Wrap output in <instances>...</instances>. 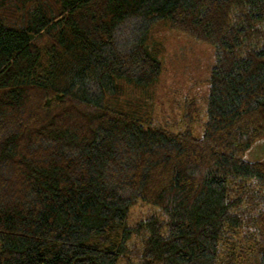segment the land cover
Masks as SVG:
<instances>
[{"label":"trees","instance_id":"obj_1","mask_svg":"<svg viewBox=\"0 0 264 264\" xmlns=\"http://www.w3.org/2000/svg\"><path fill=\"white\" fill-rule=\"evenodd\" d=\"M164 21L217 50L202 138L122 102ZM262 140L264 0H0V264H264Z\"/></svg>","mask_w":264,"mask_h":264},{"label":"rangeland","instance_id":"obj_2","mask_svg":"<svg viewBox=\"0 0 264 264\" xmlns=\"http://www.w3.org/2000/svg\"><path fill=\"white\" fill-rule=\"evenodd\" d=\"M150 36L151 43L161 49L162 74L147 90L127 86L122 102L139 110L151 126L176 134L186 131L192 117L194 136L202 138L208 122L207 101L216 48L173 30L167 21L156 24ZM127 37L132 38L126 33L124 39ZM244 159L263 161L264 140L255 144ZM155 212L158 210L139 202L131 211L129 223L135 225Z\"/></svg>","mask_w":264,"mask_h":264}]
</instances>
